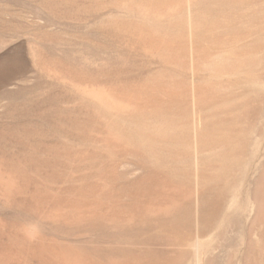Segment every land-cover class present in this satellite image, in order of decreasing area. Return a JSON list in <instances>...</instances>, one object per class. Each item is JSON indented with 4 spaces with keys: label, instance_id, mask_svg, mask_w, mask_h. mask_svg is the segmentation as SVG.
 Here are the masks:
<instances>
[{
    "label": "rangeland",
    "instance_id": "1",
    "mask_svg": "<svg viewBox=\"0 0 264 264\" xmlns=\"http://www.w3.org/2000/svg\"><path fill=\"white\" fill-rule=\"evenodd\" d=\"M0 264H264V0H0Z\"/></svg>",
    "mask_w": 264,
    "mask_h": 264
}]
</instances>
